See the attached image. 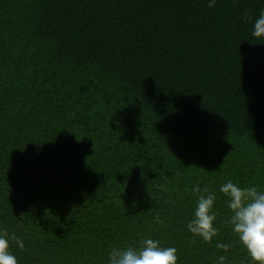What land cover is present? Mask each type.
Instances as JSON below:
<instances>
[{"label":"trees","instance_id":"obj_1","mask_svg":"<svg viewBox=\"0 0 264 264\" xmlns=\"http://www.w3.org/2000/svg\"><path fill=\"white\" fill-rule=\"evenodd\" d=\"M262 9L0 0V230L19 264H107L146 238L177 264H254L219 189L264 191ZM197 184L217 196L211 243L187 229Z\"/></svg>","mask_w":264,"mask_h":264},{"label":"clouds","instance_id":"obj_2","mask_svg":"<svg viewBox=\"0 0 264 264\" xmlns=\"http://www.w3.org/2000/svg\"><path fill=\"white\" fill-rule=\"evenodd\" d=\"M233 4L238 5V0H233ZM215 5L216 0H208L209 8ZM242 19L248 22L251 17L245 12ZM252 23V36L257 40L264 39V9ZM219 191L227 198L226 205L231 213L221 223L231 227L254 264H264V191L258 190L254 185L241 187L230 179L220 186ZM189 192L196 195L197 203L193 218L187 223V229L193 235L211 243L219 234V229L215 226L216 193L207 186L201 188L198 184L189 189ZM156 219L159 220V217ZM13 242L23 249L24 243L19 237L15 234L9 235L7 229L0 230V264H19L17 257L10 251ZM216 247L227 252L231 245L218 242ZM177 261L175 247H163L158 240L146 238L139 242L138 247H113L107 264H177ZM214 264H227V257L219 256Z\"/></svg>","mask_w":264,"mask_h":264}]
</instances>
